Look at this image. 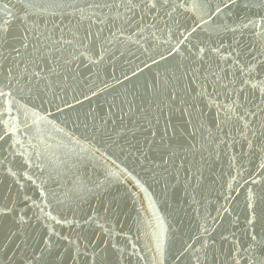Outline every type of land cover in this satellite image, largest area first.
<instances>
[{"label": "water", "instance_id": "1", "mask_svg": "<svg viewBox=\"0 0 264 264\" xmlns=\"http://www.w3.org/2000/svg\"><path fill=\"white\" fill-rule=\"evenodd\" d=\"M196 3L171 17L166 6L142 36L106 31L112 42L102 37L93 57L103 59L81 57L76 79L57 90L61 99L30 92L0 58V135L5 124L17 128L0 141V207L15 209L0 216V264H264V113L250 117L245 139L225 108L231 85L186 75H205L215 58L193 63L200 48L231 45L264 58V0ZM21 8V0H0L10 38L22 34ZM249 99L255 111L259 92ZM36 153L39 167H19Z\"/></svg>", "mask_w": 264, "mask_h": 264}, {"label": "snow or ice", "instance_id": "2", "mask_svg": "<svg viewBox=\"0 0 264 264\" xmlns=\"http://www.w3.org/2000/svg\"><path fill=\"white\" fill-rule=\"evenodd\" d=\"M21 4V11L24 12L22 34H15L10 38V21L0 16V58H2V63L9 65L8 76L10 78H26L30 92L35 91L38 97L51 93L56 99L62 98L57 95V90L64 92L70 87L69 81L75 80L76 75L79 74L78 67L74 68L73 65L82 63L81 57L86 58L92 65H95L98 59H103L102 55L98 59L93 57L95 56V45L104 37L106 31L113 39L119 38L118 32L124 33L129 29L135 30L134 35L138 32L142 36L147 28L157 27L159 23L157 16L166 6L171 5L172 10L167 13L169 17L177 11L178 7L185 11H191L193 7L199 6L196 0H21ZM4 8L7 9L8 5L5 4ZM68 9H72V11L69 12ZM220 11V7L217 6L214 12L209 11V15ZM49 15L53 18L50 27ZM57 16H59V20L56 19ZM149 16H151V21ZM33 17H38L45 27L41 29ZM160 18L162 19V17ZM29 20H32L31 25L28 23ZM65 20L68 21L67 24L64 23ZM199 26V24L196 25V27ZM244 27H248V25L246 24ZM257 27L260 26L257 25ZM195 30L194 28L193 31ZM261 34H264V28L261 29ZM104 40L109 44L112 42L107 37H104ZM220 47L223 48L224 45ZM5 49L8 50L7 55H5ZM101 49L103 52L107 51L103 44ZM173 51L178 52L179 48L177 47ZM209 52L215 54L214 59L210 57L211 62L205 61ZM251 52V49L238 50L237 47L231 45L224 53L220 52L219 48L210 50L200 48L198 53H192L195 57L193 63L207 62L208 67L204 69L205 75L201 76L199 68L190 69L186 73L193 77L194 82L202 79L206 83L212 84L214 88H227L231 85V93L235 99L230 95L228 97L229 104L225 108L230 113L229 119L235 117L242 123L243 132L241 135L245 139H247L251 126L250 117H258L259 114L264 113V107H261V104H264V79L260 78L261 75H264V58H261L260 54L251 55ZM85 53L91 55L85 57ZM213 63H215V67H213ZM21 65H23L22 68ZM237 67L239 68V77L236 73ZM17 71L20 73L19 77H16ZM229 76L233 77L231 81L228 80ZM2 84L3 81L0 80V85ZM237 84L239 87L236 86ZM257 92H259L261 100L259 104L254 105L255 111H253V100L249 99V96L255 98ZM241 94H244L243 99H241ZM6 95L3 88L0 87V97H6ZM93 95L96 93L93 92ZM175 99V94H173L172 100ZM128 114L121 109L119 119L123 120ZM39 119L42 121L45 117L41 116ZM112 123L115 124L116 120L113 119ZM16 131L15 125L5 124L0 141L4 140L6 136L14 135ZM152 135L155 137L156 133L153 132ZM147 143L151 145L153 141L148 140ZM137 151L143 155L142 149H137ZM35 155V160L32 155L21 160L19 167L27 166L25 171L39 167L40 165L36 161L42 154L36 153ZM3 163L4 161L0 160V165ZM164 163H167V160ZM10 174L16 175L15 172H10ZM37 179L39 177L34 179L33 175L25 177V180L31 181L33 185H37ZM17 182L19 183V181ZM37 186L43 187L42 184ZM23 187L22 184L21 188ZM43 195L47 196L48 193L44 192ZM24 199L31 200V197L25 194ZM14 210V207L4 205L0 207V216L12 213ZM248 222L251 224L252 220Z\"/></svg>", "mask_w": 264, "mask_h": 264}]
</instances>
